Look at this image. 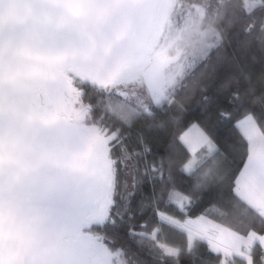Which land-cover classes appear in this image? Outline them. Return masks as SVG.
Returning a JSON list of instances; mask_svg holds the SVG:
<instances>
[{"label":"snow or ice","instance_id":"obj_1","mask_svg":"<svg viewBox=\"0 0 264 264\" xmlns=\"http://www.w3.org/2000/svg\"><path fill=\"white\" fill-rule=\"evenodd\" d=\"M14 2L0 0V18L5 5ZM27 3L30 19L11 29L19 30L13 37L17 47L7 57V40L0 28V264H139L129 257L135 255L133 245L145 239L158 249L164 264H180L185 254L197 257L201 248L214 255L215 264H264V105L257 115L234 91L230 108L219 111L220 120L233 130L234 151L221 149L196 125L176 134L188 157L182 171L190 177L199 176L208 159L213 160L208 172L216 188L217 214L239 210L253 220V227L243 234L222 228L208 218L207 210L197 212L191 197L174 186L168 189L167 200L177 214L155 209V222L133 227L128 213L134 193L127 191L125 182L130 176L135 181L129 168L138 170L139 165L130 161L140 153L125 146L121 129L172 104L182 74L193 65H180L179 72L146 91H125V81L106 92L87 70L72 85L68 77L75 57L86 54L92 43H104L111 34V26L102 25L99 18L114 0ZM212 7L205 4L201 10L205 15ZM228 8H238L249 25L259 20L264 28V0H236ZM30 29L41 31L44 38L27 36ZM211 35L218 40L215 30ZM81 36L80 46L69 51L67 42ZM213 46L206 44L200 58ZM14 58L19 66L6 74L4 61ZM34 73L36 79H30ZM83 100L89 103L83 105ZM9 103L20 105L18 118L36 120L33 132L8 133L4 110ZM75 104H81L79 113L72 109ZM93 109L95 118L89 124ZM69 111L76 117L74 130L61 135L56 126ZM193 128L199 137L195 144L189 139ZM142 147L150 152L147 145ZM151 171L162 176L163 160L159 168L153 163ZM163 228L186 237L184 246L161 243L157 236Z\"/></svg>","mask_w":264,"mask_h":264},{"label":"trees","instance_id":"obj_2","mask_svg":"<svg viewBox=\"0 0 264 264\" xmlns=\"http://www.w3.org/2000/svg\"><path fill=\"white\" fill-rule=\"evenodd\" d=\"M232 2L236 0H180L176 3L173 23L162 45L170 53H175L176 49L182 50L178 57L180 64L176 67L189 63L193 66L182 74L172 104L147 119L141 118L132 127L121 129L127 141L125 146L140 153L139 157L130 161V165H139L138 170L131 166L129 168L135 181L130 176L125 182L127 191L134 193L129 197L132 210L128 213L131 217L129 223L133 227L155 222V209L177 214V208L169 205L167 200L168 189L173 186L178 192L191 197L197 212L207 210L208 218L215 224L241 234L253 227V220L239 210L217 214L213 208L216 204V188L211 183L212 173L208 172V168L213 167V160L208 159L207 168L199 176L190 177L182 171L188 157L176 140V134L186 131L194 122L221 149L234 151L233 130L229 124L220 120L219 111L230 108L228 101L232 99L234 91H239L240 99L255 110L257 115L262 111L264 28L260 26L259 20L255 25H249V21L241 17L238 8L229 9L228 4ZM205 4L213 7L204 15L201 6ZM214 30L218 40L211 35ZM203 37L204 40L210 38L207 44L214 46L201 59ZM74 79L72 83L76 85L78 80L76 77ZM104 91L110 92L106 88ZM88 103L87 100L82 101L83 105ZM94 118L95 109L89 116V124ZM107 122L113 123L110 120ZM143 145H147L150 152H144ZM220 159L216 158L217 161ZM161 160L164 165L162 176L151 171V165L155 163L159 168ZM185 207H188V202H185ZM255 227L260 230L258 223ZM157 238L161 243L177 247H183L186 241V237L167 228H163ZM133 251L135 255L129 257L133 262L164 264L157 255L158 249L152 246L150 240H141L139 245H133ZM190 261H195V264H215V257L201 248L197 257L189 254L180 257V264H189Z\"/></svg>","mask_w":264,"mask_h":264},{"label":"water","instance_id":"obj_3","mask_svg":"<svg viewBox=\"0 0 264 264\" xmlns=\"http://www.w3.org/2000/svg\"><path fill=\"white\" fill-rule=\"evenodd\" d=\"M178 0H114V3L103 10L99 22L111 26V34L105 38L104 43H92L86 54L75 57L74 67L68 80L72 83L74 76L82 71L87 73L97 87H103L115 82L133 81L137 74L148 66L165 34H167L175 6ZM30 9L27 0H15L12 5H5V14L0 18V28L4 29L5 44L4 56L7 57L10 49L17 47L18 35L11 29L20 21L30 19ZM78 30V29H77ZM27 36L34 39L44 38L39 30H29ZM69 40V51L77 49L81 40ZM18 58L5 59L3 71L7 74L15 72L18 68ZM30 79H36L35 73ZM56 103L58 101H51ZM75 113H79L72 107ZM20 111L18 103H9L5 106L4 119L9 134H28L33 132L37 123L34 118H18ZM76 117L73 111L64 114L56 129L59 134L67 135L74 130ZM75 195V192H73Z\"/></svg>","mask_w":264,"mask_h":264},{"label":"rangeland","instance_id":"obj_4","mask_svg":"<svg viewBox=\"0 0 264 264\" xmlns=\"http://www.w3.org/2000/svg\"><path fill=\"white\" fill-rule=\"evenodd\" d=\"M178 1H180V0H178ZM188 2H189V0H188ZM170 27H171V25H170ZM169 30L170 29H168V31ZM199 37H201V36H199ZM201 40L203 41L202 47H205V45L210 41V38H207V40H204V37H203ZM164 48L165 47L161 44V46H159L157 48V50L155 52L156 53L155 56L152 58L154 61H155V59L158 58L159 64H161L160 67H158L156 69V71H153L151 73L149 72L148 76L144 80V79H142L143 75L141 73L142 72L145 73V69L149 65L146 66L140 73L137 74V77L133 81H127V84L123 88V90L127 91V90H130L131 88H136L138 90L143 89L146 91L149 85H151L153 87H157V86L161 85L165 81V78L168 77L170 74H172L174 72H179V68L176 66H177V64H180L178 61V57H179L180 53H182V50L176 49L175 53L174 52L170 53L169 51H165ZM74 77H76V76H74ZM74 77H73V81L75 80ZM123 84H124V82H122V83L115 82L114 84H108L107 83L104 86V88H106V90L113 91L117 86H120ZM72 107H74L75 110H78L79 112L81 111V105L80 104H75ZM193 125L198 126L199 129H201L203 132H205L202 129V127H200L198 124H196L194 122L190 124V128H192ZM186 131H188V129ZM189 139L194 144L199 139L198 134L194 128L192 129V134L189 137Z\"/></svg>","mask_w":264,"mask_h":264},{"label":"flooded vegetation","instance_id":"obj_5","mask_svg":"<svg viewBox=\"0 0 264 264\" xmlns=\"http://www.w3.org/2000/svg\"><path fill=\"white\" fill-rule=\"evenodd\" d=\"M154 63V64H153ZM149 64V66L148 67H146V69H145V73H141L142 75H143V78L142 79H146V77L148 76V74H149V72L151 73V72H153V71H156V69L158 68V67H160V65L161 64H159V60H158V58L157 59H155V61L153 60V59H151V61H150V63H148Z\"/></svg>","mask_w":264,"mask_h":264},{"label":"crops","instance_id":"obj_6","mask_svg":"<svg viewBox=\"0 0 264 264\" xmlns=\"http://www.w3.org/2000/svg\"><path fill=\"white\" fill-rule=\"evenodd\" d=\"M217 224V223H216ZM217 225H219V224H217ZM221 226V225H220ZM222 228H224V227H222ZM224 229H226V228H224ZM228 229V228H227ZM239 259V258H238Z\"/></svg>","mask_w":264,"mask_h":264}]
</instances>
